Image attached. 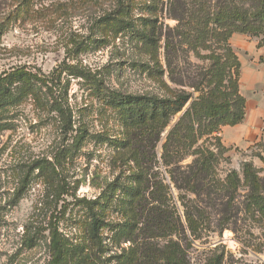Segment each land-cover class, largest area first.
<instances>
[{
    "label": "rangeland",
    "instance_id": "rangeland-1",
    "mask_svg": "<svg viewBox=\"0 0 264 264\" xmlns=\"http://www.w3.org/2000/svg\"><path fill=\"white\" fill-rule=\"evenodd\" d=\"M193 1L214 9L220 0ZM237 1L249 9L264 0ZM184 3L192 0H0V78L27 74L0 86V264H51L55 234L61 264H148L151 252L170 246L192 264H264V210L250 203L244 176L252 166L264 192V33L230 41L246 118L192 149L211 162L200 197L183 179L202 155L174 154L169 168L162 159L166 136L189 104L154 149L155 142H140L136 109L120 103L200 95L207 53L196 55L169 19ZM152 25L161 34L156 46ZM232 172L237 181L228 180ZM157 200L165 220L155 236L139 208L151 210ZM93 213L102 223L96 242Z\"/></svg>",
    "mask_w": 264,
    "mask_h": 264
},
{
    "label": "trees",
    "instance_id": "trees-1",
    "mask_svg": "<svg viewBox=\"0 0 264 264\" xmlns=\"http://www.w3.org/2000/svg\"><path fill=\"white\" fill-rule=\"evenodd\" d=\"M180 1L173 0V3ZM214 7L212 9L204 2L195 3L192 0L191 5L184 3L180 10L169 16V19L178 22L175 30L179 32V37L189 44L196 55L200 56L202 52L207 53L204 56L206 61L210 63V68L205 75L207 82L203 88H195V92H200V95L194 98L192 94L178 91L171 92L169 96L163 98L127 96L120 102L136 109L134 123L145 134L140 142H155L154 149L162 141V134L170 127L172 117L183 112L189 104L183 115L170 128L165 143L162 145L163 163L168 168L173 165L172 155H182L181 152L193 155L196 150L191 153L192 149L202 139L211 138L226 127H236L242 124L246 118L247 101L239 88L241 62L230 41L235 34L259 36L264 33V1H258L247 9L240 1L220 0ZM105 21L112 22L115 21V18L112 15H107ZM158 35L156 26L152 25L149 42L156 46L161 40L159 38L161 34ZM170 41V36H165L167 47H170ZM26 75L24 71L19 69L5 78H0V86H5L9 79L21 81ZM59 112L64 113L62 109ZM215 139L221 146L222 139L217 136ZM196 153L202 155V158H198L188 165V172L184 176L183 183L197 197H200L202 190L199 193V188L203 186L204 178L211 175L212 168L210 159L207 158L208 154L206 155L203 150ZM210 155L214 156L212 152ZM244 176L246 182L251 186V195L248 196L251 200L250 203L261 204V209L264 210L263 186L259 183V178L252 166H245ZM231 177L236 178L237 181L236 172H232V175L228 176V180ZM236 190L237 188L234 187L229 192V202ZM260 190L262 194L259 193ZM205 195L207 198L211 197L208 192ZM154 202L151 210L141 206L139 215L144 218L142 223H144L145 229L153 231L154 235L157 234L158 236L165 220L164 204L159 200ZM212 206L215 207L213 204ZM186 222L189 229H193V220L188 215ZM101 229V220L96 213H93L91 235L92 239L95 240L94 242L99 239ZM53 247L56 254L51 264H61L63 260L62 248L57 234L53 235ZM147 257L150 256L147 255ZM151 259L152 262L148 264H159V261H164V264H192L186 252L175 246L163 249L160 254L151 252ZM80 263L77 262L76 264ZM129 264H133V261ZM209 264H222V260L217 258Z\"/></svg>",
    "mask_w": 264,
    "mask_h": 264
},
{
    "label": "crops",
    "instance_id": "crops-1",
    "mask_svg": "<svg viewBox=\"0 0 264 264\" xmlns=\"http://www.w3.org/2000/svg\"><path fill=\"white\" fill-rule=\"evenodd\" d=\"M241 125V124H240ZM240 125H238V126H240ZM238 126H236V127H238Z\"/></svg>",
    "mask_w": 264,
    "mask_h": 264
}]
</instances>
